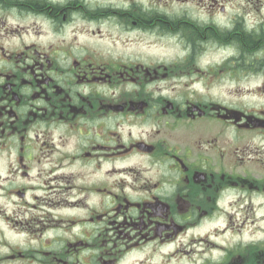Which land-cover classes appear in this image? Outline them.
I'll return each mask as SVG.
<instances>
[{
    "label": "flooded vegetation",
    "instance_id": "obj_1",
    "mask_svg": "<svg viewBox=\"0 0 264 264\" xmlns=\"http://www.w3.org/2000/svg\"><path fill=\"white\" fill-rule=\"evenodd\" d=\"M256 7L0 0V264H264Z\"/></svg>",
    "mask_w": 264,
    "mask_h": 264
},
{
    "label": "rangeland",
    "instance_id": "obj_2",
    "mask_svg": "<svg viewBox=\"0 0 264 264\" xmlns=\"http://www.w3.org/2000/svg\"><path fill=\"white\" fill-rule=\"evenodd\" d=\"M252 13H256V14H263L264 15V9L263 7H256V8H252ZM264 18V17H263ZM263 81L261 80V83ZM258 86V80L256 79H251L243 84H234V87H240L241 89H245L247 91H249V89H254ZM261 89L264 90V84H261ZM251 93V92H250ZM250 96H242L241 101L243 102V104L247 105L248 107H253L256 109H264V92H261V98L258 96H255L254 93L249 94ZM262 217H264V215L262 213H256V214H252L250 215V219L249 222L255 221V224L259 226L261 225L262 227H264V220L262 219ZM249 225V223H248ZM258 227V226H257ZM256 228V227H255ZM254 228L250 227L249 230H244V234L243 237L244 239H252L255 238L257 239L258 237H264V235H259L260 233H258L257 231L254 232L253 231Z\"/></svg>",
    "mask_w": 264,
    "mask_h": 264
}]
</instances>
